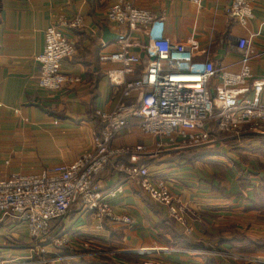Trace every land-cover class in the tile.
<instances>
[{
	"label": "crops",
	"instance_id": "1",
	"mask_svg": "<svg viewBox=\"0 0 264 264\" xmlns=\"http://www.w3.org/2000/svg\"><path fill=\"white\" fill-rule=\"evenodd\" d=\"M245 1L252 18L240 26L225 14L231 0H200L198 6L187 0H0V178L70 164L91 149L92 135L99 128L95 112H109L122 82L136 78L150 59L143 49L147 46L144 31L171 43L193 40L198 46L195 61L208 60L229 72L239 68L234 47L247 42L258 54L250 63L249 83H264V0ZM116 2L132 3L160 20L128 34L124 27L105 21L107 8ZM75 16L81 20L78 27L60 30L74 47V54L63 60L60 71L79 82L54 92L39 89L35 58L42 51L43 32L60 18L71 20ZM103 27L108 31L104 39ZM125 37L130 43L127 52L140 60L130 74L118 72L119 64L98 60L100 55L117 51ZM135 42L141 47L134 46ZM137 99L132 95L124 103L136 105ZM259 100L264 103V86ZM245 129L243 134L251 133ZM154 142L153 137L131 127L115 138L112 146L145 147L147 156L137 164L147 165L152 181L168 184L174 199L185 206L184 224L174 223L164 207L151 202L132 182L124 181L114 162L127 160L117 158L98 175L97 182L101 190L121 186L108 205L115 216H127L130 224L106 218L97 221L92 212L73 204L62 218L50 222L43 258L54 260L53 264H133L138 249L172 246L188 250L163 257L173 264H228L227 250L264 257L262 245L254 251L256 247L244 236L231 239L224 232L229 219L241 222L259 212L257 190L252 192V188L256 186L254 179L260 182L264 175L255 173V160L249 164L238 160L225 147L217 162H202V155L190 163L191 157L184 161L179 156L189 150L168 148L157 155ZM260 146L264 148L263 141H254L248 149ZM149 154H154L153 159ZM258 161L264 165V160ZM198 163L208 166L200 168ZM244 164L254 171L245 169ZM238 170L245 173L239 175ZM248 172L254 177L248 176L246 183L242 180ZM186 227L191 231L187 237ZM55 238L68 241L57 246L51 243ZM31 246L23 225L9 219L0 222V264L26 263L32 256ZM39 260L36 256L30 264H43Z\"/></svg>",
	"mask_w": 264,
	"mask_h": 264
},
{
	"label": "built area",
	"instance_id": "2",
	"mask_svg": "<svg viewBox=\"0 0 264 264\" xmlns=\"http://www.w3.org/2000/svg\"><path fill=\"white\" fill-rule=\"evenodd\" d=\"M198 6L200 0H187ZM225 14L237 25L243 26L252 18V10L245 0H231ZM145 9L128 2H116L105 12V21L116 27H124L128 34L147 28L159 21ZM80 17L71 20L60 18L47 26L43 32V47L35 60L38 63L36 85L45 91H58L62 86L72 85L79 79L60 71L63 60L74 54V47L61 33L62 28H76ZM146 56L150 59L134 79L122 82L112 109L96 111L99 128L92 135L91 149L70 164H60L37 173H13L0 178V222L4 219L23 225L32 241L30 264L38 262L53 264L42 256L46 241L50 238L49 224L62 218L67 210L78 204L82 211L92 212L94 219L130 224L127 216H115L108 199L121 191L117 185L101 190L97 177L108 164L115 161V171L124 181L135 184L153 203L165 208V213L176 224L183 225L185 206L170 194L163 182L150 179L145 165H138L146 155L145 147L137 145L113 147L112 141L131 127L155 139L154 148L176 144L200 146L210 141V126L216 132L237 133L246 127L251 133L264 138V103L259 100L264 83H251L250 63L258 56L248 43L236 45L239 68L229 72L214 67L208 60L195 61L198 51L193 40L171 43L164 38H152L147 31ZM122 41L117 51L100 55V62L119 64L121 74H130L140 64L139 57L127 52L130 43ZM133 45V43H132ZM134 46L141 47L135 42ZM136 95V105H126L124 100ZM133 118V119H132ZM132 119V121H130ZM154 154H149L148 157ZM190 232V228L184 230ZM67 239L55 238L51 243L61 246ZM85 249V246L82 247ZM138 259L133 264H173L163 257L188 253L179 247L138 249ZM245 264H264V259L230 256Z\"/></svg>",
	"mask_w": 264,
	"mask_h": 264
},
{
	"label": "rangeland",
	"instance_id": "3",
	"mask_svg": "<svg viewBox=\"0 0 264 264\" xmlns=\"http://www.w3.org/2000/svg\"><path fill=\"white\" fill-rule=\"evenodd\" d=\"M209 128H210L209 129L210 130V141L208 142L209 145H207L208 143L200 145V146H180V145H176V144H171L170 146L161 147L160 151L162 152L163 150H167L168 148L169 149L189 150L186 152L182 151L183 153H181L179 155L180 160L186 161L188 157L189 158L191 157L189 162L192 163L193 159H197L196 161H199V158L202 157V155H204L203 159L200 158V160L202 162L208 161V162L214 163V162H217L216 160H218L216 158H218L219 156H224V154H222V155L220 154L221 153L220 150L222 148L226 147L228 149L227 151L229 153L231 152L233 154V156L235 158H237L238 160H242L243 162H247L249 164L251 162V159L253 158L252 160H255V163H254L255 173L262 172L264 175V165H260L259 161H258L259 158L264 160V148L262 146H260L259 147L260 149H258V150L248 149V147L251 145V142H254V141H263L264 142V138H257L258 135L254 134V132L243 134L242 128H241V131L239 130L237 133H228V134L216 132L213 125H211ZM248 131H249V129L246 130V132H248ZM154 144H155V142H154ZM153 152L158 155L159 151L156 148H154ZM153 157H154V155L151 156L152 159H153ZM256 158H257V160H256ZM198 164H199L200 168H202V166L206 167V165H207L204 163H198ZM246 165L247 164L243 165L245 167V169H249V170H251V172L254 171V169H253L254 167L249 166V165L246 166ZM255 165H257V167ZM146 167H147V165H146ZM211 167L215 168L214 166H211ZM147 170H148V167H147ZM237 172L239 173V175L241 173H242V175L245 173L244 170H243V172H239V170ZM251 172H248L244 176L245 180H242L243 182L244 181L246 183L248 182V178H247L248 176H250L252 178L254 177V174H252ZM150 174L151 173L149 172V175ZM215 174H219V173H215ZM254 181H255L254 184H256V186L252 188V192H256L257 188L262 185V182L261 181L259 182V179L255 178ZM154 182H163V181H154ZM163 183L166 185V187L168 188V190L171 194V191L169 189L168 184L166 182H163ZM263 207H264V201L261 204L260 209L258 210L259 212H257V214H255V215H253V219H250V218L245 219L244 218L241 220V222L239 221V218H234L233 220L229 219L228 220V227L224 232L229 234L231 239H235L238 236H244L245 237L244 239H246V241H251L252 244H254V246L256 247L255 248L256 250H254V251H257L259 249V245H262L261 246L262 250L260 252L263 253L264 252V208ZM184 233H185V231H184ZM222 233H223V231H222ZM190 234H191V231L188 234L185 233L186 237ZM261 247H260V249H261ZM250 253H253V252H250ZM230 256L255 257V258L264 259L263 255L257 256V255H252V254H248V253H242V252H235V251L227 250V253H225V257L228 258L227 260L230 262V263L228 262V264H231V263L232 264H245L243 261L233 260ZM7 264H12V263H7Z\"/></svg>",
	"mask_w": 264,
	"mask_h": 264
},
{
	"label": "trees",
	"instance_id": "4",
	"mask_svg": "<svg viewBox=\"0 0 264 264\" xmlns=\"http://www.w3.org/2000/svg\"><path fill=\"white\" fill-rule=\"evenodd\" d=\"M260 181L262 182V185L257 188L258 192H256L255 196H256V199L259 200V203L261 205L264 201V177L261 178Z\"/></svg>",
	"mask_w": 264,
	"mask_h": 264
},
{
	"label": "water",
	"instance_id": "5",
	"mask_svg": "<svg viewBox=\"0 0 264 264\" xmlns=\"http://www.w3.org/2000/svg\"><path fill=\"white\" fill-rule=\"evenodd\" d=\"M102 35H103L102 38L105 37V36L108 37V31H107L106 27H103ZM115 37L117 38V36H115ZM103 39H104V38H103ZM117 39H118V38H117Z\"/></svg>",
	"mask_w": 264,
	"mask_h": 264
}]
</instances>
